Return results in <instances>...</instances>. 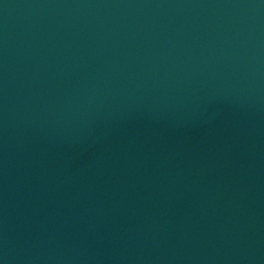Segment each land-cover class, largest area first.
<instances>
[{
	"label": "water",
	"instance_id": "obj_1",
	"mask_svg": "<svg viewBox=\"0 0 264 264\" xmlns=\"http://www.w3.org/2000/svg\"><path fill=\"white\" fill-rule=\"evenodd\" d=\"M0 264H264V0H0Z\"/></svg>",
	"mask_w": 264,
	"mask_h": 264
}]
</instances>
